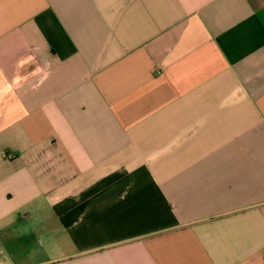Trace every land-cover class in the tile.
Returning <instances> with one entry per match:
<instances>
[{"label": "crops", "instance_id": "0c3cea01", "mask_svg": "<svg viewBox=\"0 0 264 264\" xmlns=\"http://www.w3.org/2000/svg\"><path fill=\"white\" fill-rule=\"evenodd\" d=\"M0 264H264V0H0Z\"/></svg>", "mask_w": 264, "mask_h": 264}]
</instances>
